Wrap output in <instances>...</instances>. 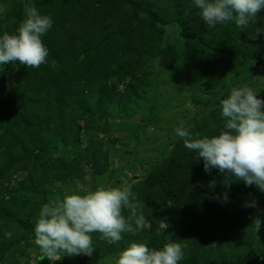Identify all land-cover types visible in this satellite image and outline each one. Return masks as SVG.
Wrapping results in <instances>:
<instances>
[{
	"label": "rangeland",
	"instance_id": "rangeland-1",
	"mask_svg": "<svg viewBox=\"0 0 264 264\" xmlns=\"http://www.w3.org/2000/svg\"><path fill=\"white\" fill-rule=\"evenodd\" d=\"M25 4L54 16L43 38L57 49L35 78L21 73L18 62L0 65V264H113L132 242L161 248L164 233L185 245L179 264H220L222 250L233 253V264L263 262L264 192L255 186L233 181L225 189L218 173L220 181L199 203L186 212L168 203L163 217L147 186L158 164L186 149L177 127L194 137L217 135L220 101L233 87H250L264 99V53L258 56L264 35L251 40L247 32L264 27V12L247 30L230 22L198 37L201 18L192 0H0V36L15 32ZM57 15L74 25L71 42L58 35ZM104 39L99 47L96 40ZM216 44L237 59L210 54ZM57 91L67 97L63 107ZM38 121L57 127L54 142L36 129ZM101 184L130 188L148 225L118 244L92 234L91 256L41 259L34 226L42 205ZM225 191L227 202L215 198ZM253 201L255 207L245 206Z\"/></svg>",
	"mask_w": 264,
	"mask_h": 264
},
{
	"label": "clouds",
	"instance_id": "clouds-1",
	"mask_svg": "<svg viewBox=\"0 0 264 264\" xmlns=\"http://www.w3.org/2000/svg\"><path fill=\"white\" fill-rule=\"evenodd\" d=\"M201 20L210 28L234 23L242 31L257 22L264 11V0H192ZM24 19L14 33L0 36V65L19 63L28 68L46 64L49 49L43 37L52 28L50 15H42L35 5H24ZM248 38L264 35V27H255ZM247 86L233 87L220 101V115L224 120L217 135L200 137L184 127L175 134L183 140L186 149L203 159L204 171L216 169L225 189L233 181H243L264 192V99ZM215 179L209 181L215 187ZM227 202V191L223 197ZM247 206L255 207V201ZM144 204L130 188L99 185L83 195L72 192L62 200L42 205L34 226L35 244L41 259L54 261L62 256H91L95 250L94 233L108 244H118L125 233L136 235L144 230L148 221L143 214ZM127 212V215H125ZM11 238V233L5 234ZM181 242L169 240L161 248L146 243L132 242L119 251L113 264H179L184 259Z\"/></svg>",
	"mask_w": 264,
	"mask_h": 264
},
{
	"label": "trees",
	"instance_id": "trees-1",
	"mask_svg": "<svg viewBox=\"0 0 264 264\" xmlns=\"http://www.w3.org/2000/svg\"><path fill=\"white\" fill-rule=\"evenodd\" d=\"M177 2H178V5H176L174 7V9H176V10H178L181 7L179 1H177ZM177 6H179V7H177ZM53 10L57 14H58V12L61 11V9L58 10V8H54ZM262 12H264V11H262ZM260 15H262V14L259 13L257 17L262 18ZM57 16H59V18L57 19V24H56L57 28H60L61 26H63V29H61L60 31L58 30L59 31L58 35L63 37L66 41L68 40L69 42H71L70 39L71 38L73 39V36H72L73 30L75 31L74 25L72 23L68 22L66 17H64L62 15H57ZM52 17H54V16H52ZM151 17H153V20L155 19L153 14L150 15V18ZM187 21L192 23L193 17L188 18ZM199 21H200L198 24L199 27H197V30H196V35L198 37L202 36L203 33L207 34L208 30H209V26H207L202 20H199ZM231 24H232V22H231ZM235 30H237L236 27H235ZM54 32L55 31H51L50 35L54 36ZM101 32L102 31H100L99 33L101 34ZM56 33H57V31H56ZM104 33H107V31L105 30ZM187 37L189 40H194L196 36L193 34V36L189 35ZM42 39H43L46 47L49 49V56L48 57L52 59L53 55H55V51H56L57 47L51 46L47 37L45 39L44 38H42ZM90 40H91V42L93 41V39H90ZM236 40H239L238 37L236 38ZM106 41H107V39H104V41L103 40H96V44L99 47H102ZM237 42L239 43V41H237ZM259 44L264 46L263 41H261V40H260ZM224 47H226V46L216 44L215 49H209L208 51L210 52V54L214 53L215 55H218V56L229 57L235 61L237 59L236 58L237 56H235V55L233 56V55L228 54L225 51ZM113 49H114V46H113ZM235 49L237 52L238 49L237 48H235ZM99 50L100 49H98L97 51H99ZM262 53H264V51H260L258 53V56H260ZM19 69H20L21 73L26 72L28 70V77L29 78H32V77L35 78V77H37L38 74H40V73H38L39 71L36 72L37 68H28V67L19 65ZM129 76H130V74H129ZM218 77L222 78V77H224V75L221 74ZM43 87L50 88V86H48L47 84H45ZM57 93H58V95H56V98H57L56 104L59 107H63L62 104L65 105V103L67 101V97L58 91H57ZM41 99H42V101H45V100H47V96L44 95V100H43V97ZM37 102H38L37 100L36 101L34 100L30 103L35 104ZM44 107H45V109L49 108L48 105H45ZM35 127L39 132H42L43 134H45V137L48 138L49 141L54 142V139L56 137L54 134V129H56L57 127H53L50 122H44V121H42V122L38 121L36 123ZM32 153L34 156L38 155L37 150L33 151ZM218 173L219 172L216 169H212L211 172L206 173L204 171L203 159L198 158L196 156L195 152L190 151L188 149L187 150L183 149L182 151L177 152L175 154V156H173L172 158H168L167 160L158 164L157 167L155 168L151 182H149V184L147 186V189H148L147 192L154 194L155 196H157V198L160 199L159 203L157 204V207H159L158 210H160V213L158 214V211H157L156 216L158 215V217H160V216L163 217V215L168 214V208H169L168 203L175 204L176 207H178L183 212H186L187 208H189L190 205L199 203L203 199V197L205 196V191L206 190L208 191V189L210 188L209 181L215 179L218 176L217 175ZM216 180H219V178ZM203 213L205 214V210L202 212V214ZM224 220H225V217L219 218V221H217V224L220 225V227H223V224H221V221L223 222ZM180 221H181V219L180 220H174V222H177V223ZM218 222H220V223H218ZM152 224H153L151 226L152 228H150L151 230L148 231V233L150 235H153V230H154L153 227L157 223L155 222ZM180 230H179V232H180ZM160 238H162L165 242H167L168 240H171L170 238H168V235L165 233L162 234ZM218 254L220 256V260H219L220 264H233L234 260L232 257V254H233L232 252L222 250L221 252L219 251ZM216 263L217 262H213L211 264H216ZM246 264H264V261L259 262V261L255 260V261H249Z\"/></svg>",
	"mask_w": 264,
	"mask_h": 264
}]
</instances>
